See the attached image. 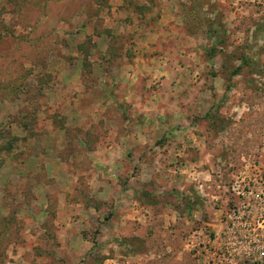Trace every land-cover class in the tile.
Returning a JSON list of instances; mask_svg holds the SVG:
<instances>
[{
  "label": "rangeland",
  "instance_id": "1",
  "mask_svg": "<svg viewBox=\"0 0 264 264\" xmlns=\"http://www.w3.org/2000/svg\"><path fill=\"white\" fill-rule=\"evenodd\" d=\"M250 180L264 0H0V264H249Z\"/></svg>",
  "mask_w": 264,
  "mask_h": 264
},
{
  "label": "built area",
  "instance_id": "2",
  "mask_svg": "<svg viewBox=\"0 0 264 264\" xmlns=\"http://www.w3.org/2000/svg\"><path fill=\"white\" fill-rule=\"evenodd\" d=\"M250 182L253 185H244V187L237 186L236 184L232 186L230 191H232V196L234 197V203H235V209H238L237 212L234 213V216H239L238 218H232V216H229L228 218L232 221L234 219H241L243 221H246V214L247 212L243 210L253 209V207L261 206V202L264 201V188L262 185L260 187L255 186V184H259L258 182L255 183V181ZM242 189V190H241ZM261 189L262 192L258 194H254V192L257 193V191ZM237 213V214H236ZM264 220H257L254 222V224L247 225L248 229L247 231L248 236H239L236 238L238 240V244L242 249H244L245 253L244 256L246 260H248L249 264H263L264 263ZM228 255L224 253V258H227V261H230L232 257H234L233 254L229 253Z\"/></svg>",
  "mask_w": 264,
  "mask_h": 264
},
{
  "label": "crops",
  "instance_id": "3",
  "mask_svg": "<svg viewBox=\"0 0 264 264\" xmlns=\"http://www.w3.org/2000/svg\"><path fill=\"white\" fill-rule=\"evenodd\" d=\"M165 1V0H164ZM214 1H218V2H223L226 3L228 0H214ZM169 6H165L164 8H162L163 12L165 13L166 11L168 12Z\"/></svg>",
  "mask_w": 264,
  "mask_h": 264
}]
</instances>
